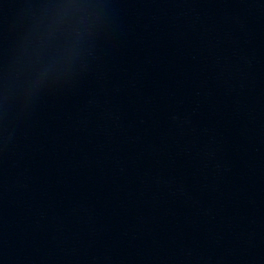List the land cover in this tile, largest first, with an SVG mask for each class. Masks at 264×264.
Masks as SVG:
<instances>
[{"label": "water", "instance_id": "obj_1", "mask_svg": "<svg viewBox=\"0 0 264 264\" xmlns=\"http://www.w3.org/2000/svg\"><path fill=\"white\" fill-rule=\"evenodd\" d=\"M264 0H0V264H160Z\"/></svg>", "mask_w": 264, "mask_h": 264}]
</instances>
